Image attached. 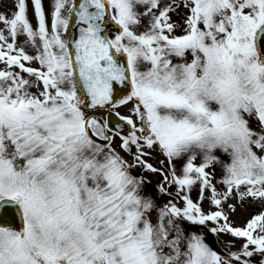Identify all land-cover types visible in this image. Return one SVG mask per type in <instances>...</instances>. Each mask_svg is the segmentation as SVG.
Listing matches in <instances>:
<instances>
[{
  "label": "snow or ice",
  "instance_id": "1",
  "mask_svg": "<svg viewBox=\"0 0 264 264\" xmlns=\"http://www.w3.org/2000/svg\"><path fill=\"white\" fill-rule=\"evenodd\" d=\"M0 264H264V0L0 12Z\"/></svg>",
  "mask_w": 264,
  "mask_h": 264
},
{
  "label": "rangeland",
  "instance_id": "2",
  "mask_svg": "<svg viewBox=\"0 0 264 264\" xmlns=\"http://www.w3.org/2000/svg\"><path fill=\"white\" fill-rule=\"evenodd\" d=\"M16 0H0V12H4L7 11L9 15L12 14V11L14 10V6H15ZM45 3H47V1L45 0ZM31 12V9H30ZM174 18H176L174 16ZM121 112H124L125 114H127L128 109L126 107H122L120 109ZM157 156L158 154H154L153 156V162L155 163L157 160ZM159 159H163V157H159ZM205 207H207V201H205ZM252 211L251 207H241L238 206L237 210L233 213L232 218L235 220V218L239 219V221L236 222L237 223H242L247 216L249 215V213ZM242 213V216L240 217L239 213ZM239 215V216H238ZM225 237L223 236V234H221V240H223ZM227 239H231V237H228Z\"/></svg>",
  "mask_w": 264,
  "mask_h": 264
},
{
  "label": "flooded vegetation",
  "instance_id": "3",
  "mask_svg": "<svg viewBox=\"0 0 264 264\" xmlns=\"http://www.w3.org/2000/svg\"><path fill=\"white\" fill-rule=\"evenodd\" d=\"M154 175V174H153ZM175 195H176V193H175V190H174V192H173ZM169 199H171V197H168Z\"/></svg>",
  "mask_w": 264,
  "mask_h": 264
},
{
  "label": "bare ground",
  "instance_id": "4",
  "mask_svg": "<svg viewBox=\"0 0 264 264\" xmlns=\"http://www.w3.org/2000/svg\"><path fill=\"white\" fill-rule=\"evenodd\" d=\"M238 213H239V215H240V217H241V216H242V213H240V212H238ZM239 215H238V216H239Z\"/></svg>",
  "mask_w": 264,
  "mask_h": 264
},
{
  "label": "water",
  "instance_id": "5",
  "mask_svg": "<svg viewBox=\"0 0 264 264\" xmlns=\"http://www.w3.org/2000/svg\"><path fill=\"white\" fill-rule=\"evenodd\" d=\"M113 118H114V119H117L115 116H113L112 119H113Z\"/></svg>",
  "mask_w": 264,
  "mask_h": 264
}]
</instances>
